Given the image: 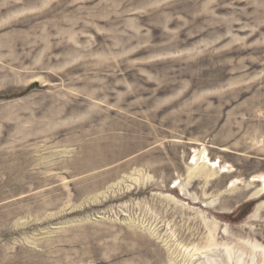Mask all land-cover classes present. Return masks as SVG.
Returning <instances> with one entry per match:
<instances>
[{"label": "rangeland", "instance_id": "1", "mask_svg": "<svg viewBox=\"0 0 264 264\" xmlns=\"http://www.w3.org/2000/svg\"><path fill=\"white\" fill-rule=\"evenodd\" d=\"M260 176L264 0H0V264H264Z\"/></svg>", "mask_w": 264, "mask_h": 264}, {"label": "bare ground", "instance_id": "2", "mask_svg": "<svg viewBox=\"0 0 264 264\" xmlns=\"http://www.w3.org/2000/svg\"><path fill=\"white\" fill-rule=\"evenodd\" d=\"M154 3V2H153ZM199 151V150H198ZM211 161L208 159V155H207V151L205 148H203L196 156H194L192 158V161H191V164L193 165L191 168H189V170H191L189 173H191V176H196L197 174H199V171L201 170H205V169H208L211 170V171H214L215 169H220L221 166L219 165V162H218V166L217 164H211L210 163ZM190 176V177H191ZM259 180H253L251 182H257V183H260V189L258 190V194L257 196L260 194V193H263L264 192V177L260 176L258 177ZM257 179V178H256ZM178 186V185H177ZM232 186H234L232 184ZM180 187V186H179ZM232 188V187H231ZM180 189V188H179ZM180 191V190H179ZM262 207V205L259 206V208ZM258 210V209H257Z\"/></svg>", "mask_w": 264, "mask_h": 264}]
</instances>
